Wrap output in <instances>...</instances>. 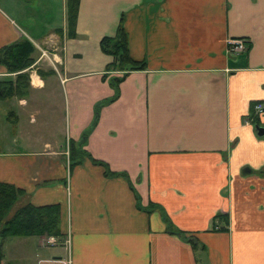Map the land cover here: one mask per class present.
Wrapping results in <instances>:
<instances>
[{
	"label": "crops",
	"instance_id": "0c3cea01",
	"mask_svg": "<svg viewBox=\"0 0 264 264\" xmlns=\"http://www.w3.org/2000/svg\"><path fill=\"white\" fill-rule=\"evenodd\" d=\"M27 1L0 0V49L28 40L41 53L0 114V181L26 192L19 207L61 206V245L33 237L36 264H264V114L245 123L264 103V0H80L75 36L68 0H40L37 18ZM121 26L146 68L80 147L123 76L107 74L100 45ZM229 39L248 50L228 56ZM164 212L202 249L171 235Z\"/></svg>",
	"mask_w": 264,
	"mask_h": 264
},
{
	"label": "trees",
	"instance_id": "16d2710c",
	"mask_svg": "<svg viewBox=\"0 0 264 264\" xmlns=\"http://www.w3.org/2000/svg\"><path fill=\"white\" fill-rule=\"evenodd\" d=\"M79 6L80 0H68L67 2L70 36H75L74 31ZM100 45L103 53L113 58V63L109 66L107 74L118 72L123 73V76H116L110 79V85L115 90V95L111 99L97 104L93 123L84 132L78 143L80 147H84L87 144L89 136L99 122L102 108L118 99L120 85L129 73L145 70L146 68L145 63H138L132 59L127 33L123 26L120 27L116 37H106L101 41ZM35 54L36 48L28 40H22L18 44L0 49V66L5 67L9 75H16L15 79L0 80V101H5L20 95L22 90L28 86L29 74L25 71L36 62ZM104 79H107V76ZM253 123L256 124V121L254 120ZM95 162L106 167L108 176L122 175L128 177L126 174L111 172L105 163L97 160ZM260 173L264 174V169ZM25 195L26 192L24 190L0 181V240L3 242L10 237L26 238L45 235L60 237L61 206L50 205L37 207L32 204H27L15 209L20 199ZM157 209L161 210L162 208L156 204H151L146 211L151 213ZM164 213V220L167 223L168 232L171 235L185 240L196 251L202 249V245L192 234L175 228L167 217L166 212ZM224 216L221 214L215 216V223ZM226 222L228 224V220Z\"/></svg>",
	"mask_w": 264,
	"mask_h": 264
},
{
	"label": "rangeland",
	"instance_id": "374dc122",
	"mask_svg": "<svg viewBox=\"0 0 264 264\" xmlns=\"http://www.w3.org/2000/svg\"><path fill=\"white\" fill-rule=\"evenodd\" d=\"M39 4H40V0H29L26 2L27 12L29 13L30 18L32 17L37 18L39 16V12H40ZM49 8L52 9L49 14V17L51 19H58L60 17L63 18L64 12L63 11L61 12V8L58 3H54V5H50ZM16 16L19 17L17 14ZM23 21L19 17L17 22L20 25V27L21 26L26 27L24 26V24H27V22H23ZM43 25L44 24L42 22L40 25L41 29ZM35 33L37 32L35 31ZM35 56L40 57L41 53L39 55V52L37 51ZM50 58H52V56H50ZM46 61L49 63V59H47ZM11 76L12 75H9L8 77H0V80L16 78L14 76L12 77ZM7 106L8 104L5 101H0V114L2 117L1 121L4 124L6 123V113L5 112H6ZM18 208L19 206H17L15 209H18ZM47 236L49 235L39 237L40 242L42 238L47 237ZM32 242H34L33 237H26V238L10 237L4 240L3 242L0 240V264H36L38 256H37V252L35 248L32 246ZM40 247L42 246L40 245ZM42 248H48V247H42ZM51 248H52L51 250L53 253L56 252L55 249H58L57 247H51Z\"/></svg>",
	"mask_w": 264,
	"mask_h": 264
},
{
	"label": "built area",
	"instance_id": "2783aa9c",
	"mask_svg": "<svg viewBox=\"0 0 264 264\" xmlns=\"http://www.w3.org/2000/svg\"><path fill=\"white\" fill-rule=\"evenodd\" d=\"M248 47H249V40L247 39H229L227 41V47H226V53L228 56H237V55H240L242 53H245L247 50H248ZM43 57L47 58V59H52L50 58L48 52L46 51H43ZM53 66H54V63H52ZM56 69V68H55ZM56 71L59 73V71L56 69ZM117 74H122V73H118L116 72ZM253 112L247 116L246 118V121L245 123H248V124H252L253 121H258L260 119L261 116H263L264 114V103H260V102H257L256 104H254L253 106ZM61 243V240L60 238L58 237H55V236H47V237H44L41 239V242H40V245L42 247H48V248H51V247H56V246H59ZM66 247H68V249H70V238H68L66 240ZM70 261V259H69ZM71 263V261H70Z\"/></svg>",
	"mask_w": 264,
	"mask_h": 264
},
{
	"label": "water",
	"instance_id": "95a60500",
	"mask_svg": "<svg viewBox=\"0 0 264 264\" xmlns=\"http://www.w3.org/2000/svg\"><path fill=\"white\" fill-rule=\"evenodd\" d=\"M256 128H257L259 137H264V128H261L259 126H257Z\"/></svg>",
	"mask_w": 264,
	"mask_h": 264
}]
</instances>
